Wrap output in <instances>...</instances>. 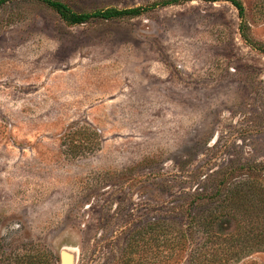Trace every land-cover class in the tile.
<instances>
[{"label": "rangeland", "instance_id": "374dc122", "mask_svg": "<svg viewBox=\"0 0 264 264\" xmlns=\"http://www.w3.org/2000/svg\"><path fill=\"white\" fill-rule=\"evenodd\" d=\"M54 1L93 13L167 0ZM241 1L264 48V0ZM240 25L226 2L75 26L38 0L2 5L0 264L45 250L57 264L65 251L76 264H188L175 227L155 240V224L182 227L194 195L264 164V53ZM248 245L227 264H264Z\"/></svg>", "mask_w": 264, "mask_h": 264}, {"label": "trees", "instance_id": "16d2710c", "mask_svg": "<svg viewBox=\"0 0 264 264\" xmlns=\"http://www.w3.org/2000/svg\"><path fill=\"white\" fill-rule=\"evenodd\" d=\"M13 0H0V7ZM56 11L61 19L72 26L87 24L93 20H112L124 17H139L149 8L161 5L164 7L180 5L195 0H167L152 5V7H136L127 10L110 8L93 13H77L67 4L54 0H38ZM206 3L226 2L231 4L238 12L241 20L240 31L246 42L264 53V48L253 43L247 34L248 27L245 22V6L241 0H200ZM242 171L238 177L232 178L234 171L223 174L222 184L212 196L196 194L194 200L187 205L178 208L180 213L188 215V220L182 227L176 228L174 217L155 224V240L165 233V228L174 226L170 232L177 235L173 239V246L178 250L183 249L188 253V264H227L230 257H234L230 251L232 244L241 248L245 244H252L251 248L264 247V179L260 176L264 172V164L243 163ZM215 196H217L215 198ZM215 199V200H213ZM173 223V224H172ZM234 227L237 234H227ZM172 229V228H171ZM200 234V236H197ZM230 236V240H227ZM140 237H144L140 235ZM198 238V239H197ZM171 240V239H170ZM227 240V241H226ZM230 241V242H229ZM239 241V242H238ZM246 241V242H245ZM174 247V248H175ZM177 248L175 250H177ZM231 248V249H230ZM242 249L237 251L241 255ZM224 256V257H222ZM22 260V259H21ZM16 263V262H15ZM58 259L50 250L42 253L28 255L17 264H57Z\"/></svg>", "mask_w": 264, "mask_h": 264}, {"label": "water", "instance_id": "95a60500", "mask_svg": "<svg viewBox=\"0 0 264 264\" xmlns=\"http://www.w3.org/2000/svg\"><path fill=\"white\" fill-rule=\"evenodd\" d=\"M62 264H76V259L72 254L65 251L62 255Z\"/></svg>", "mask_w": 264, "mask_h": 264}]
</instances>
